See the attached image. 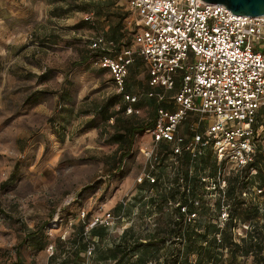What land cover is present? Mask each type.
Here are the masks:
<instances>
[{
	"label": "rangeland",
	"instance_id": "1",
	"mask_svg": "<svg viewBox=\"0 0 264 264\" xmlns=\"http://www.w3.org/2000/svg\"><path fill=\"white\" fill-rule=\"evenodd\" d=\"M137 18L129 0H0V264H60L68 258L63 252L86 232L92 217L108 210L116 217L114 225L95 227L101 236L98 257L79 255L82 264H116L107 255L117 252L120 258L124 251L129 254L127 264H165L174 252L180 253L181 261L183 238L177 228L182 232L190 223L179 224L176 209L185 200L186 183L192 186L199 202L194 211L202 212V219L224 228L233 213L239 216L231 231L233 240L243 244L252 237L250 243L264 248V210L254 211L264 208V188L245 174L234 180L239 173L230 163L219 165L210 151L195 162L177 165L159 146V165L153 170L158 184L142 183V199L135 202V192L141 190L136 179L145 160L139 151L126 163L122 157L128 151L129 129L145 127L154 119L145 62L135 54L121 92L110 72L95 64L94 58L104 51L94 44L99 37L113 41V56L127 48L136 50ZM34 93H39L38 103H27ZM127 95L139 99L140 112L123 110ZM103 107L107 112L100 114ZM259 133L262 138L264 119ZM116 134H124V139L117 143ZM143 136L135 143L149 147L138 144ZM215 165L221 166L227 188L234 189L226 202L229 216L224 218L217 209ZM201 177L207 178L205 184L199 183ZM131 194L122 219L124 207L119 208ZM202 205L209 209L202 211ZM39 227L49 238L41 252L30 239ZM223 260L264 264V250L258 257L238 253L236 258L224 250Z\"/></svg>",
	"mask_w": 264,
	"mask_h": 264
},
{
	"label": "built area",
	"instance_id": "2",
	"mask_svg": "<svg viewBox=\"0 0 264 264\" xmlns=\"http://www.w3.org/2000/svg\"><path fill=\"white\" fill-rule=\"evenodd\" d=\"M129 4L138 17L137 49L127 48L115 58L100 57L96 64L109 70L122 92L137 54L147 65L151 86L166 90L177 87L175 111L160 108L153 126L138 143L146 142L149 147L139 146L145 164L136 183L158 184L153 170L159 165L156 151L161 144L171 146L177 165L185 153L195 162L207 150L219 165L230 163L237 173L253 165L259 152L255 126L259 114L264 115V16L233 15L225 5L204 0H129ZM86 19L93 22L90 16ZM111 45L113 42L99 37L94 47L111 51ZM150 96L164 99L160 94ZM126 99L137 101L131 95ZM133 112L132 107L127 109L128 114ZM200 180L207 182L205 177ZM213 185L220 196V218L229 216L228 188L221 166ZM255 190L262 193L261 189ZM184 191L189 197L190 186L185 184ZM133 195L122 202V219ZM189 204L196 207L199 202L191 198ZM189 204L180 206V210L183 221L191 224L198 218V210L190 212ZM115 220L110 210L92 217L84 233L88 243L85 255L92 257L97 249L89 232L98 225L111 227ZM48 250L54 254L53 246Z\"/></svg>",
	"mask_w": 264,
	"mask_h": 264
},
{
	"label": "trees",
	"instance_id": "3",
	"mask_svg": "<svg viewBox=\"0 0 264 264\" xmlns=\"http://www.w3.org/2000/svg\"><path fill=\"white\" fill-rule=\"evenodd\" d=\"M106 41H108V40H106ZM111 42H113V41H111ZM98 48H101V47H98ZM103 51L104 52L100 56H97L96 58H94L95 64L99 60L100 57L115 58L117 56V54L114 56L112 55V52L114 51L113 49H111V51H107L108 53L105 52L106 50H103ZM109 52H111V53H109ZM116 53H118V52L116 51ZM142 61H143V59H142ZM145 66H146V70H147L146 71V77L148 79V89H149V91H151L149 93L148 97H150V101H151L150 104H152L155 107L154 119H153L151 124L147 123L145 125V127L139 126L136 129H129L130 135H129V139L127 140L128 151L122 157L124 163H126V161H128L130 159V157H133V155H135L134 151H136V152L139 151V146L135 142H136V140H138L140 135H142L146 130L150 129L153 126L156 115H157V111L160 108L168 109L170 111H175V104H174L173 97L177 93V87L173 90H166L162 87L151 86L149 84L150 74H149V71H148L146 64H145ZM131 67L132 66H130V68H129V72H130ZM101 70L109 71L108 69L102 68V67H101ZM48 73L49 72L44 73L42 75V79L47 78ZM126 81H127V79H126ZM125 88H126V85H125ZM125 88L123 91H125ZM171 92H174V93H171ZM151 93L163 95L164 99L160 100L156 96H150ZM38 94L39 93H34L31 96H29L27 98V100H28L27 103H30V102L36 103L37 101H39V97L37 96ZM63 96H64V94H63ZM140 105H141V103L139 102V99L137 98V101L134 103H132L130 101L125 103L123 110L125 112H127V109L129 107H132L135 112H140L139 111ZM106 112H107L106 107L99 109L100 114H105ZM261 119H264V115L262 113L259 114L258 123L255 126V128L258 132L257 133V136H258L257 140H258V147H259V152H258L257 158H256L255 162L253 163V165L251 164L249 167L245 168L241 172H238L240 175L238 174L234 180L239 181V177L242 174H245L246 179H248L249 181H252L253 183H256L260 187L264 188V170H263L264 147L262 145V142H264V136L262 138H260V136H259L260 135L259 128H260V120ZM124 136H125L124 134H116L114 136V138H115V140H117V143H118V142H121L122 139H124ZM166 145L161 144L163 149L167 150L168 156L171 157L172 156L171 155L172 154V148H171V146H169V145L166 146ZM207 151L211 152V150H207ZM185 160H187V161L190 160V162H191V156L189 153H185L182 156L180 162L185 161ZM215 169H217L216 165H215ZM252 169H254V171ZM145 183H149L150 185L155 186V184H151L149 181H146ZM199 183L203 184V183H201V180ZM186 184H187V186L188 185L190 186L191 193H192L191 198H193L192 186L189 183H186ZM140 186H141V190L139 189L137 196L134 198L136 203H137L136 200H139L140 197L142 196V185H140ZM184 186H185V184L183 185V188H184ZM246 188L249 189V186L247 185ZM157 192L159 194L161 191H157ZM232 193H234V189L228 188V192H227L228 198H230V195ZM242 193H243V191H242ZM162 196H160V197L162 198ZM191 198L188 197V195L185 192V200L182 203H180V205L176 209V214L178 216L177 221L179 222V224L182 223L184 220V216L181 213L180 206L188 205L189 200ZM141 199H142V197H141ZM166 200L167 199H165V201ZM217 205H218L217 209H218V211H220V208H221L220 202H218ZM243 205H244L243 202H239L240 208L243 207ZM122 208H123V206L121 205L119 210H122ZM189 209H190V212H192L196 208H195L194 204H189ZM207 209H209V208H207L205 205H202V207H201L202 211L203 210L206 211ZM126 210H127V207H126L125 211ZM262 210H264V208L256 207L254 211H261L262 212ZM198 214H199V217L196 219V221L194 223L187 224L186 229L182 230V232H181V228L177 224L178 225L177 234L181 235L180 237L183 238V240H182L183 248L181 250L183 258L180 261V253L178 254V253L174 252V254L172 256H170V258L169 257L165 258L166 259L165 264H169L171 262H172V264H224V260H223V251L224 250L231 251L232 258H236L238 253H242L243 256H249L251 253L253 255H256L257 257L259 255H262L264 248L262 246H260L261 244L259 242L258 243L256 242V244H252L253 243L252 237L250 238V240H243V244L235 242L233 240V238H232L233 234L231 231H234V229L236 227V223L239 219V216H236L235 214L232 213L229 220L226 222L225 227L221 228L218 223L215 224L210 220L206 221V220L202 219L201 218V216L203 215L202 212L198 211ZM43 226L45 227L46 224ZM51 227H52V224L49 225L48 228H51ZM98 231L99 230L97 228L96 229L93 228L88 234L91 239L96 241L97 247H98L99 238H101ZM84 233H83V235L80 236V238L76 239L74 244H73V246L77 247L76 248L77 253L74 254V257L73 258L70 257L67 259L64 258V260H62V262L60 264H81V260L79 259V254H80V252L86 251L87 244H88L87 241L85 242L86 237H85ZM30 235H32V236H30V239H33L32 246L36 251L41 252L47 248L49 238L44 233L43 227H39L36 231L31 232ZM128 235H129V232H125L123 235V239L126 240ZM250 241L252 243H250ZM249 243H250V246H248ZM120 249L124 250V248L122 246L119 247L118 251ZM129 251H131V249H129ZM95 254H97V252H95ZM112 254H113V256L107 255V259H116L115 260L116 264H127V263H125V259L129 255L127 251L122 252L120 254V256H121L120 258H116L117 252H114ZM54 259L55 260L57 259V256H55V253H54V256H52V260H54ZM191 259H194V262H191ZM14 264H21V263L17 262Z\"/></svg>",
	"mask_w": 264,
	"mask_h": 264
},
{
	"label": "water",
	"instance_id": "4",
	"mask_svg": "<svg viewBox=\"0 0 264 264\" xmlns=\"http://www.w3.org/2000/svg\"><path fill=\"white\" fill-rule=\"evenodd\" d=\"M211 4L225 5L233 15L261 17L264 16V0H204Z\"/></svg>",
	"mask_w": 264,
	"mask_h": 264
},
{
	"label": "crops",
	"instance_id": "5",
	"mask_svg": "<svg viewBox=\"0 0 264 264\" xmlns=\"http://www.w3.org/2000/svg\"><path fill=\"white\" fill-rule=\"evenodd\" d=\"M73 246V245H72ZM77 247L76 246H73V247H69V248H67L64 252H63V256H65V257H68V258H73L74 257V254L75 253H77V249H76ZM99 251V250H98ZM85 252L86 251H84V252H80V254L79 255H84L85 254ZM67 255H66V254ZM95 256L96 257H98V252H97V254H95ZM96 257L94 258V260L96 259ZM79 259H81V258H79ZM98 260V259H97ZM82 261L83 260H81V264H82ZM109 261V260H108ZM104 262H107V261H104Z\"/></svg>",
	"mask_w": 264,
	"mask_h": 264
}]
</instances>
